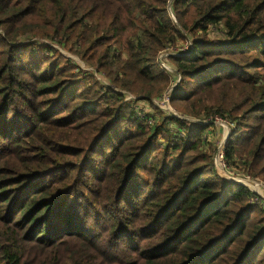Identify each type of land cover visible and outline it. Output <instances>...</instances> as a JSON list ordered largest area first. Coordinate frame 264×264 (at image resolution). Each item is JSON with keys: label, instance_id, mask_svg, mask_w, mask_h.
Returning a JSON list of instances; mask_svg holds the SVG:
<instances>
[{"label": "trees", "instance_id": "obj_1", "mask_svg": "<svg viewBox=\"0 0 264 264\" xmlns=\"http://www.w3.org/2000/svg\"><path fill=\"white\" fill-rule=\"evenodd\" d=\"M215 117L264 182V0H0V264H264Z\"/></svg>", "mask_w": 264, "mask_h": 264}, {"label": "rangeland", "instance_id": "obj_2", "mask_svg": "<svg viewBox=\"0 0 264 264\" xmlns=\"http://www.w3.org/2000/svg\"><path fill=\"white\" fill-rule=\"evenodd\" d=\"M17 40L18 41H20V42H27V41H32V42H34L35 40H37V37L35 36V37H32L30 34H22V35H19L18 37H17ZM16 40V41H17ZM52 45H54V46H56V47H58L55 43H52ZM185 45V44H184ZM58 49H59V51H61L63 54H65L66 56H68V55H70V56H72L76 61H77V64L80 66V68H82V69H84V70H89L90 69V66L88 67V66H86L80 59H78L76 56H74L73 54H70V53H68V52H66V51H64V50H62V49H60L59 47H58ZM167 53H169L168 51H162L161 53H160V55L158 56V63H159V65L161 64V61L162 62H164L166 65H168L169 67H171V63L166 59V54ZM160 66H162V65H160ZM164 68V67H163ZM165 70H166V68H164ZM171 69H172V67H171ZM166 71H168V70H166ZM170 73L171 72H173V69H172V71H169ZM98 77V76H97ZM173 78H172V82H171V86H169L168 88H167V90H164V93L163 94H165V92L166 91H169L168 89H172L174 86H175V84L173 83V82H176V79L177 78H175L176 77V74L175 75H173L172 76ZM174 79V80H173ZM173 83V84H172ZM163 94L161 95V97H160V99H158V100H154V102L155 103H157V106H159L160 108H163V109H165V111H167V112H169V113H172V114H174V113H176L175 112V110H174V107L176 108V106H172L171 105V103L170 102H168V103H166L164 100H162V96H163ZM138 104H139V106L140 107H143V108H145L146 110H150L151 108H149V106L143 101H138L137 102ZM177 114V113H176ZM222 119V118H221ZM221 119H218V118H216V126H215V128H214V132L215 133H213V134H208L207 136L210 138V140H214L215 141V144H218V142H219V140L221 141L222 140V135H227V133L229 134V129H230V125H229V123L227 122V121H225V120H221ZM228 136V135H227ZM226 136V137H227ZM228 138V137H227ZM226 138V139H227ZM215 156V155H214ZM214 165H215V168H216V170H217V172L221 175V176H225V175H227V174H231V175H236L237 173L236 172H233V171H227L226 169H225V167L224 166H222L221 164V167H222V169H221V167H220V165H219V163H217L216 162V160H215V157H214ZM233 173V174H232ZM238 176H240V177H242V178H248V179H250V180H253V181H255V182H257L260 186H261V188L263 189L262 190V192H259L261 195H262V197L264 196V182L261 180V179H259V178H257V177H252V178H250L249 176H247L246 174L245 175H239V174H237Z\"/></svg>", "mask_w": 264, "mask_h": 264}, {"label": "built area", "instance_id": "obj_3", "mask_svg": "<svg viewBox=\"0 0 264 264\" xmlns=\"http://www.w3.org/2000/svg\"><path fill=\"white\" fill-rule=\"evenodd\" d=\"M188 48V46H187V43H185V45L183 44L182 46H180V47H178L176 50H174V53L176 54V53H178V52H183V51H187L186 49ZM169 53H172V52H169ZM173 53V54H174ZM168 54V53H167ZM166 54V55H167ZM160 65H162L161 67H164V68H166V70H168V71H172V69H171V67H169L168 65H166L164 62H162L161 61V64ZM175 78H177L176 79V81H178V78H179V76L178 75H176V77ZM169 91L171 90V89H168ZM169 91H166L165 92V94H163V96H162V100H164L166 103H168V94H169ZM129 97H131L129 94H127L126 95V98L128 99ZM216 118H218V119H220L219 117H215V121H216ZM222 120V119H221ZM225 135H222V140L220 141L219 140V142H218V144H217V146H216V151H215V153H214V155H215V160H216V162L217 163H219V165L221 164L222 166H224L225 167V163H224V159H223V154H222V147H223V145H224V142H225V137H224ZM221 165H220V167H221ZM221 169H222V167H221ZM258 194H260V193H258ZM261 195V194H260ZM262 196V195H261ZM263 198H264V196H263Z\"/></svg>", "mask_w": 264, "mask_h": 264}, {"label": "water", "instance_id": "obj_4", "mask_svg": "<svg viewBox=\"0 0 264 264\" xmlns=\"http://www.w3.org/2000/svg\"><path fill=\"white\" fill-rule=\"evenodd\" d=\"M227 135H228V133H227ZM227 135H225L224 137V139L226 140V136ZM224 178L227 180V181H230V182H234V181H236V182H239V183H241V184H243V185H246L249 189H251L249 186H248V184L247 183H245L243 180H245L244 178H242V177H240V176H237V175H231V174H227V175H225L224 176ZM252 191H255V192H257V193H259L258 191H256L255 189H251Z\"/></svg>", "mask_w": 264, "mask_h": 264}, {"label": "bare ground", "instance_id": "obj_5", "mask_svg": "<svg viewBox=\"0 0 264 264\" xmlns=\"http://www.w3.org/2000/svg\"><path fill=\"white\" fill-rule=\"evenodd\" d=\"M245 180H243L245 183H247L248 184V186L251 188V189H255L256 191H258V192H262V188H261V186L257 183V182H255V181H253V180H250V179H248V178H244Z\"/></svg>", "mask_w": 264, "mask_h": 264}]
</instances>
